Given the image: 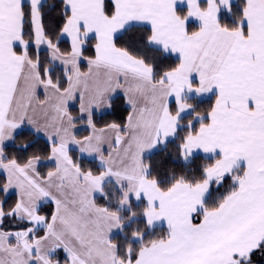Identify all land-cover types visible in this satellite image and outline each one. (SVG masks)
I'll list each match as a JSON object with an SVG mask.
<instances>
[{
    "label": "snow or ice",
    "instance_id": "obj_1",
    "mask_svg": "<svg viewBox=\"0 0 264 264\" xmlns=\"http://www.w3.org/2000/svg\"><path fill=\"white\" fill-rule=\"evenodd\" d=\"M61 4L51 32L44 0H0V195L17 197L7 210L0 200V226L22 225L0 227V264H264V0ZM138 25L147 35L119 46L118 34ZM139 45L178 62L163 70ZM117 93L127 116L98 128L96 114ZM78 124L89 134L79 137ZM25 125L46 138V175L40 155H6ZM169 138L181 140L184 161L202 152L207 162L194 174L156 175L146 153Z\"/></svg>",
    "mask_w": 264,
    "mask_h": 264
},
{
    "label": "trees",
    "instance_id": "obj_2",
    "mask_svg": "<svg viewBox=\"0 0 264 264\" xmlns=\"http://www.w3.org/2000/svg\"><path fill=\"white\" fill-rule=\"evenodd\" d=\"M239 0H236L235 3H238ZM234 3V4H235ZM44 24L46 30L51 32H55L58 25L62 21V10L63 6L61 4V0H44ZM222 17H224L225 22H228L231 18L224 16L222 13ZM194 27V26H193ZM146 26H137L136 31H129L127 34L121 33L118 35V45L119 46H128L130 42V38L135 37L137 41H139L140 37L147 35ZM94 41H91L87 44L85 55L91 56L94 52ZM60 47L62 51H67L70 49V44L67 40H61ZM139 55L147 58L150 62H153L163 70L170 69L174 67L178 62L177 58L171 55H165L159 51L154 50L153 46H144L139 45ZM39 55L42 59H46L49 55L47 50H39ZM55 72L57 76L61 75V69L55 67ZM214 102V98L210 97L204 100H197V103L200 107L201 112L206 111L210 108L211 104ZM70 110L74 115L78 114V108L72 107ZM127 106L125 100L122 96H117L113 99L112 108L103 114H96V123L97 127H104L109 123L117 122L123 123L124 118L127 116ZM78 132L77 135L79 137H83L88 135V131L86 130V126L83 124H78ZM179 136H183L184 133H178ZM181 143L180 139L174 138L169 141L163 148L156 150L155 152L148 155V162L153 166L156 175H167L169 177L175 175H189L190 173L194 174L196 169L200 168L207 161L205 156L203 155H194L187 162L183 160L178 147ZM27 145V147H24ZM47 144L46 139L38 137L31 130L27 128H22L19 132H17L15 140L12 141L11 144L5 147L6 155L14 156L18 160L24 161L30 158L33 155H40L42 157L41 164L39 165V171L42 175H46V173L53 168V163L49 162L47 159ZM73 158L81 163L82 167L90 168L93 171L97 168L98 162H92L90 158L82 159L80 154L76 151L72 152ZM4 177L0 174V183H2ZM223 191V189H221ZM219 193H215V196H218ZM17 197L14 194H8V197L0 195V200L5 201L6 210L13 207L16 202ZM100 204L106 203L103 199H99L97 201ZM53 205L49 204L44 207L43 214H48L53 210ZM10 230H16L22 225H14L11 224L6 218L5 224L0 226ZM166 231L164 229L157 228L156 235H162ZM122 239V237H121Z\"/></svg>",
    "mask_w": 264,
    "mask_h": 264
},
{
    "label": "crops",
    "instance_id": "obj_3",
    "mask_svg": "<svg viewBox=\"0 0 264 264\" xmlns=\"http://www.w3.org/2000/svg\"><path fill=\"white\" fill-rule=\"evenodd\" d=\"M236 2V0H234V3ZM138 26H145V25H138ZM146 27H148V26H146ZM121 33H119L118 35H120ZM65 40H67L68 42H69V44H70V41L67 39V38H65ZM154 47V46H153ZM47 50L46 48H45V46H43V45H41L40 46V49L39 50ZM48 51V50H47ZM171 56H174V57H176L174 54H171ZM55 67H57V68H59V69H62V65H59V64H57ZM82 70H86V64H85V62H82ZM117 96H122V94H120V93H117L114 97H113V99L115 98V97H117ZM123 97V96H122ZM211 96L210 95H208V96H205V97H202V98H198V100H204V99H208V98H210ZM72 107H77L78 108V110H79V105H78V103H73L71 106H70V108H72ZM109 109H105V110H103L102 112H98L97 114H103V113H105V112H107ZM22 128H27V129H29V130H31L32 131V129H31V126H28V125H25V126H22L20 129H17V132H19ZM75 131H76V133L78 132V127L75 129ZM33 132V131H32ZM38 137H41V138H43V139H46L45 137H43L42 135H37ZM174 138H169V141H171V140H173ZM12 143V141H8V142H6V146L7 145H9V144H11ZM165 145H161V146H158L156 149H153L152 150V152L151 153H153V152H155L156 150H158V149H161V148H163ZM151 153H146V156H148V155H150ZM198 154H200V155H203V156H205V154L204 153H202V152H196V153H194L193 155H198ZM91 159V158H90ZM190 159V158H189ZM49 162H51L52 163V161H50L49 160ZM41 164V163H40ZM38 167H39V165H38ZM9 194H14V193H9ZM165 228H166V226H165Z\"/></svg>",
    "mask_w": 264,
    "mask_h": 264
},
{
    "label": "rangeland",
    "instance_id": "obj_4",
    "mask_svg": "<svg viewBox=\"0 0 264 264\" xmlns=\"http://www.w3.org/2000/svg\"><path fill=\"white\" fill-rule=\"evenodd\" d=\"M194 156V155H193ZM192 157V156H191ZM191 157H189V158H191Z\"/></svg>",
    "mask_w": 264,
    "mask_h": 264
}]
</instances>
